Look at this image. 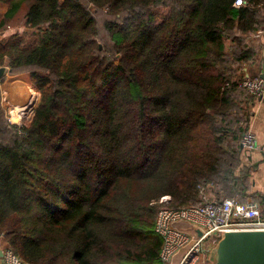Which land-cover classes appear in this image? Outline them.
Masks as SVG:
<instances>
[{
	"label": "trees",
	"instance_id": "1",
	"mask_svg": "<svg viewBox=\"0 0 264 264\" xmlns=\"http://www.w3.org/2000/svg\"><path fill=\"white\" fill-rule=\"evenodd\" d=\"M3 1L0 30L21 18L37 29L26 46L0 41V66L29 70L40 92L9 137L0 108V236L19 257L160 264L161 196L179 208L216 184L245 197L251 168L237 170L244 129L232 93L236 62L249 57L235 56L236 32L255 29L264 0ZM91 8L114 17L104 21L110 51L98 44Z\"/></svg>",
	"mask_w": 264,
	"mask_h": 264
},
{
	"label": "built area",
	"instance_id": "2",
	"mask_svg": "<svg viewBox=\"0 0 264 264\" xmlns=\"http://www.w3.org/2000/svg\"><path fill=\"white\" fill-rule=\"evenodd\" d=\"M243 1L235 0L234 5ZM237 84L249 96L262 97L264 94V82L260 76L242 77ZM238 146L247 151L261 149L255 135L249 131L241 135ZM199 191L202 194L200 202L179 208L161 206L157 210L154 231L161 238L160 264H196L203 252L208 253L217 243L222 233L264 230V204L250 198H210L205 194V188ZM0 264L29 263L21 260L13 250L1 248Z\"/></svg>",
	"mask_w": 264,
	"mask_h": 264
},
{
	"label": "crops",
	"instance_id": "3",
	"mask_svg": "<svg viewBox=\"0 0 264 264\" xmlns=\"http://www.w3.org/2000/svg\"><path fill=\"white\" fill-rule=\"evenodd\" d=\"M7 7V3L0 0V19L4 16ZM21 14L22 12L18 15L21 16ZM259 31L260 33H258ZM34 32H37V29L26 27L24 19L21 18L18 22H11L4 29L0 30V40H2L1 42L5 45L19 41L21 45H24L25 38H29ZM236 34L242 37V45L241 47L235 46V56L240 55L241 51L244 50L242 52H247L249 57L246 60L236 62L239 64L238 73L242 74V77L260 76L264 82V5L260 6L257 12L255 29L244 34L240 32H236ZM4 65L7 66L6 62ZM8 75H10V73H8ZM236 100L235 98V105H238L244 110L248 109V117L245 119L243 115L239 121V125L244 129L243 133L245 131L252 132L256 137L257 144L261 147V149L241 151L242 149L237 145L239 150L237 155V170L242 167L251 168L249 171V187H251L252 192L257 194V197L264 200V94L262 97H249V99L245 101ZM243 152H245V154ZM244 199L246 198L241 200ZM256 202L260 205L264 204V201Z\"/></svg>",
	"mask_w": 264,
	"mask_h": 264
},
{
	"label": "rangeland",
	"instance_id": "4",
	"mask_svg": "<svg viewBox=\"0 0 264 264\" xmlns=\"http://www.w3.org/2000/svg\"><path fill=\"white\" fill-rule=\"evenodd\" d=\"M81 1H82L83 5H85L87 7H90L87 4L86 0H81ZM153 9L156 10V11H158L159 13L163 14V13H166L168 11L169 7H168V5H158V6H155ZM90 10H91L92 15H93V17L95 19L96 27H97V30H98V34H97L98 44L104 50V52L105 51H110L112 49V43L110 41V38H109L108 33L104 29V21L105 20H113L114 17H112L110 14H108V11L106 9H104V8H101V9L91 8ZM158 19H160V18H158ZM34 34H35V32H34ZM32 39H33L32 37L25 38L24 45L26 46L28 43H32L33 42ZM0 41H2V40H0ZM109 55H110V53H109ZM29 73H30L29 70L21 71V72H14L13 74H10L7 77H5V79H3L2 82L0 83V86H1L0 108L2 110V114H3L4 120L9 125L8 128H7V132L5 133V137H9L10 136V132L13 131V130H10V128L13 125L19 127L22 123L28 122V120L31 117L32 111L36 107V105L38 103V100L40 98V92L34 88L32 82L30 80V74ZM8 77H11L13 79H21V80L25 81L29 86H31L35 90L34 91L35 92V97H34L35 99H34V101L32 103L33 105L31 106V108L26 113H22L21 114L22 117L20 118L21 120L19 121L18 124L12 122V120H11V118H12L11 112H12V110H14V106H15V102L14 101L15 100L12 97L10 98V94H9L10 87L15 82L12 83V84H10V85H8L5 88L2 87L3 84H4V82L8 79ZM241 78H242V76L240 77V79ZM240 79H238L237 82ZM23 81H17V82H23ZM249 97L252 98V96H249L247 94V92L245 90H243L242 88H240V87H238L237 89H235L233 91V93H232V99H233V101H235V98L237 99L236 101H238V100L245 101V100H248ZM232 108H233L234 111H236V113H238L237 115H240L242 117V113L239 110V106L238 105H235L233 103L232 104ZM236 113H233L231 117L235 118ZM238 141L239 140H237L235 142V145H237ZM243 150L244 149H242L241 151H243ZM243 153L245 154V152H243ZM249 179H250V176H249ZM249 179H247L245 181L246 188L250 184L249 183ZM214 185H215V188L209 187L208 190H207V193L205 191V194H209V196L208 195L207 196L210 197V198L236 197V198H239V199H243V198L240 197V195H239L240 193L237 192L240 189V187H238V186L236 187V190H237L236 192H235V190L229 192V190L227 188L226 189H223V187L221 185H216V184H214ZM218 188L221 189V192L216 193L215 190H218ZM251 192H252V190H251V187H250V190H248V192L246 191V195H245L244 198H250V199H252L253 197L250 196ZM231 193H233V194H231ZM163 198L165 200H162ZM168 201H169V196H167V195L161 196L160 199L158 200L157 204H156V211L161 206H169V202ZM1 248H3V249L9 248L10 250H12V248L6 242L4 235H1L0 236V249ZM208 254H209V252L207 253L206 251H204L203 252V255L200 256V259L197 261L196 264H209L208 263V261H209L208 260L209 255ZM16 255L19 257L18 254H16ZM19 258L21 260H23L21 257H19ZM23 261H25V260H23Z\"/></svg>",
	"mask_w": 264,
	"mask_h": 264
},
{
	"label": "water",
	"instance_id": "5",
	"mask_svg": "<svg viewBox=\"0 0 264 264\" xmlns=\"http://www.w3.org/2000/svg\"><path fill=\"white\" fill-rule=\"evenodd\" d=\"M9 72L0 66V83ZM208 255L209 264H264V230L224 232Z\"/></svg>",
	"mask_w": 264,
	"mask_h": 264
},
{
	"label": "bare ground",
	"instance_id": "6",
	"mask_svg": "<svg viewBox=\"0 0 264 264\" xmlns=\"http://www.w3.org/2000/svg\"><path fill=\"white\" fill-rule=\"evenodd\" d=\"M10 98H14L15 106L11 112L12 122L18 124L22 113H26L33 105L35 92L23 82H15L9 90Z\"/></svg>",
	"mask_w": 264,
	"mask_h": 264
}]
</instances>
